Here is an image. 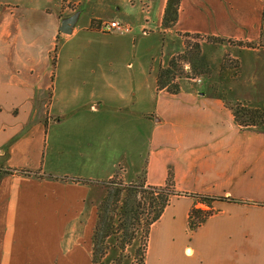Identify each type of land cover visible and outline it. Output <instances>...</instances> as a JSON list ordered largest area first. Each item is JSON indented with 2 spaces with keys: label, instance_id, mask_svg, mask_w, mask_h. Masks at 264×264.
Masks as SVG:
<instances>
[{
  "label": "crops",
  "instance_id": "obj_1",
  "mask_svg": "<svg viewBox=\"0 0 264 264\" xmlns=\"http://www.w3.org/2000/svg\"><path fill=\"white\" fill-rule=\"evenodd\" d=\"M166 3L0 0V166L31 172L0 176V264H92L104 189L65 177L162 185L169 171L178 192L233 200L212 201L213 214L190 231V208L204 204L172 199L150 227L145 264H264V126L238 125L226 101L264 104V0H179L170 27ZM72 14L70 33L61 32ZM97 21L128 29L100 31ZM136 33L163 49L150 77L79 74V53L104 45L98 34L134 43ZM185 33L224 39L202 43V54L212 66L227 54L236 74L220 65L217 78L157 90L159 63L181 50Z\"/></svg>",
  "mask_w": 264,
  "mask_h": 264
},
{
  "label": "trees",
  "instance_id": "obj_2",
  "mask_svg": "<svg viewBox=\"0 0 264 264\" xmlns=\"http://www.w3.org/2000/svg\"><path fill=\"white\" fill-rule=\"evenodd\" d=\"M179 0H167L162 24L165 27L172 26L177 19ZM201 37L198 34H188ZM214 41L223 42L218 37H208ZM239 44H242L239 42ZM252 47L250 42L243 43ZM191 48V46H190ZM191 55L186 57L182 54L172 56L166 66H160L156 73L157 90H166L172 94L179 92V82L175 81L181 74L179 61L187 60L192 71L197 72L196 67L203 64L200 57L199 46L194 44L190 51ZM193 55V56H192ZM194 57V60L192 59ZM196 59V64H195ZM201 68L202 73H208L206 62ZM179 78V77H178ZM191 78V77H190ZM231 109L238 125L255 126L264 124V110L259 108H248L239 103L227 104ZM3 173H16L30 175L31 172L23 169H10L0 166V176ZM76 182L96 183L104 189V196L97 205V219L91 236V263L103 264L109 252L117 250L113 262L121 264L126 256V249L135 246L137 239L139 244L133 249L134 264H145L146 249L148 245L149 231L151 225L159 219L165 207L173 197L188 195L195 199L196 203L204 204L207 209L193 205L187 218L190 231L200 226L206 218L213 214L214 209L211 202L215 200H233L228 197H215L202 194H187L178 192L174 185L171 172H168L166 181L162 185H151L145 182L144 176L138 177L135 182H124L115 174L106 180H91L83 178H64ZM140 234V235H139ZM109 240V241H107ZM127 257V256H126Z\"/></svg>",
  "mask_w": 264,
  "mask_h": 264
},
{
  "label": "rangeland",
  "instance_id": "obj_3",
  "mask_svg": "<svg viewBox=\"0 0 264 264\" xmlns=\"http://www.w3.org/2000/svg\"><path fill=\"white\" fill-rule=\"evenodd\" d=\"M97 22H94V23H97ZM181 37L183 39V47L181 48V50L172 54L165 61V63L163 64L162 62L159 63L158 68L160 66L162 67L166 66L168 60L174 55L182 54V55H185L186 57H189L191 55L190 51H191L192 46L194 44H198L200 57H203L204 59L203 61L206 62V66L209 72L202 73L200 71L201 70L200 67L204 65V62L203 64H200L199 67H196V70L199 73L193 72L190 64L185 59L183 61H179V64L181 65V74H177L179 75L178 76L179 78L178 77L175 78V81L178 80V82H180L182 79H187V78L189 79L190 77L198 78L201 75L208 78L210 74H212V77L217 78L216 71H218L219 68H221L220 65L222 67L232 68L233 69L232 76L236 74V69L238 68V61L229 57L227 54H224L221 57L220 64L219 62H215L214 66H212L210 62L202 54V51H201L202 43H205L206 41H210V42L220 44L222 42L214 41L208 37L207 38L206 37H195L193 35L185 36L184 34H182ZM135 38L136 40L133 43L130 39H122V38L114 39L109 34H98L96 37H94L93 40L96 41L97 43L104 44V45L102 46L101 50L97 51L96 54H93V55L87 51H83L79 53L78 55L79 61L76 63V65L78 66L79 74L85 75L87 77H90V76L93 77L95 75H98V76L108 79V77L110 76H114L115 78L116 77L120 78V76L133 75L134 73L137 72L138 69H142V70H145L148 77H150L152 75L151 66L153 65V61H155L157 58L162 57L164 54L163 49L161 47V43L157 42L156 39L152 35H142L140 33H136ZM73 41L85 42L87 40L82 39V38H77V39H74ZM111 43H119L121 44L122 48L120 50L110 49L109 48L110 46L108 44H111ZM192 59L194 60V57ZM127 63H130V66H127ZM195 64H196V59H195ZM213 85H217L218 87H220L219 84H217V81H213ZM232 85L233 84L231 81L222 82V89H221L222 93H225V94L228 93L229 89L232 88ZM226 101H227V104L239 103L240 105L248 107V108H253V109L259 108V109L264 110V104H260L257 106H251V105H247L246 103L242 101H235V100H228V99H226ZM263 126L264 124L258 125L257 127L261 128ZM137 154H136V157H137ZM134 156L135 155H132L131 157L133 158ZM136 180L138 179H135L133 182H135ZM176 197L178 196H175L172 199L174 200ZM199 207H201L202 209H207L205 205H200ZM137 240L138 241H136V244H134L135 246L139 244V239ZM135 246H131L126 249L125 253L127 257L125 256V258H123L121 264H134L133 249L135 248ZM116 255H117V250L116 251L113 250V252H109V255L106 257L103 264H114L113 260Z\"/></svg>",
  "mask_w": 264,
  "mask_h": 264
},
{
  "label": "built area",
  "instance_id": "obj_4",
  "mask_svg": "<svg viewBox=\"0 0 264 264\" xmlns=\"http://www.w3.org/2000/svg\"><path fill=\"white\" fill-rule=\"evenodd\" d=\"M94 27L100 31H105V32H109L112 30L125 31L128 29L126 25L118 21H99L97 23H94ZM194 79L198 80V78H194Z\"/></svg>",
  "mask_w": 264,
  "mask_h": 264
},
{
  "label": "water",
  "instance_id": "obj_5",
  "mask_svg": "<svg viewBox=\"0 0 264 264\" xmlns=\"http://www.w3.org/2000/svg\"><path fill=\"white\" fill-rule=\"evenodd\" d=\"M76 20V15L72 14L70 16L64 17L61 20V24L59 26V30L64 33H70L72 26L74 25Z\"/></svg>",
  "mask_w": 264,
  "mask_h": 264
}]
</instances>
